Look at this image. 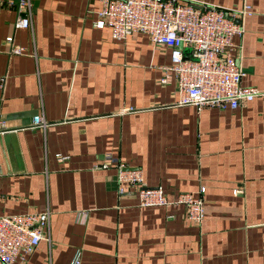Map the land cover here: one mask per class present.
Masks as SVG:
<instances>
[{"label":"crops","instance_id":"0c3cea01","mask_svg":"<svg viewBox=\"0 0 264 264\" xmlns=\"http://www.w3.org/2000/svg\"><path fill=\"white\" fill-rule=\"evenodd\" d=\"M17 1L0 0V122L15 129L0 134V215L50 212L51 242L29 264H264V96L234 111L174 106L169 51L95 29L102 0H31L28 29L14 28ZM182 1L250 7L233 55L242 85L264 92V0ZM35 115L48 125L30 128ZM110 159L170 200L205 186L202 224L182 205L118 196L113 165L95 166Z\"/></svg>","mask_w":264,"mask_h":264},{"label":"built area","instance_id":"2783aa9c","mask_svg":"<svg viewBox=\"0 0 264 264\" xmlns=\"http://www.w3.org/2000/svg\"><path fill=\"white\" fill-rule=\"evenodd\" d=\"M13 6V4H10ZM15 29L31 28L32 2L18 0ZM252 15L248 5L231 13L218 7L195 8L182 0H102L94 22L95 29L108 27L112 37L125 40L142 33L154 47L169 51L171 66L166 68L175 80L177 101L174 106H191L201 112L217 108L231 111L244 107L264 92L242 85L244 72L233 55V37L242 36L244 28L236 18ZM9 52L21 55L23 47L6 39ZM167 80H162L166 84ZM41 115L31 119L30 128H45ZM15 129L0 122V134ZM57 157L60 160L65 157ZM116 170V192L121 196L134 190L140 206L182 205L185 218L200 226L205 214V186L196 192H180L170 200L161 186H149L140 168H130L119 159L95 165ZM51 242L50 212L31 211L0 215V264H29V257L41 241ZM71 264H79L75 258Z\"/></svg>","mask_w":264,"mask_h":264}]
</instances>
